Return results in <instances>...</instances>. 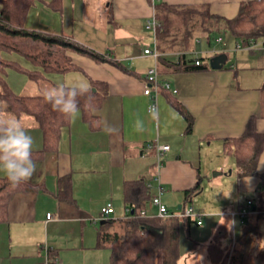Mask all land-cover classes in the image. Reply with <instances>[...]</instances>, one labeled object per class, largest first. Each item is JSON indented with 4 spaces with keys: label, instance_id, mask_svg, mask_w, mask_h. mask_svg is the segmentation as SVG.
Segmentation results:
<instances>
[{
    "label": "crops",
    "instance_id": "obj_1",
    "mask_svg": "<svg viewBox=\"0 0 264 264\" xmlns=\"http://www.w3.org/2000/svg\"><path fill=\"white\" fill-rule=\"evenodd\" d=\"M248 1L251 0H61L59 8L55 9L50 5L52 0L34 2L24 23L27 30L55 36L63 34L122 64L128 72L109 62L97 63L71 54L72 62L81 72L54 74L49 80L26 79L20 84L17 77L23 75L14 71L7 73L10 89L19 96H43L47 88L57 83L90 86V80L105 84L107 94L97 112L100 119L97 131L88 128L81 114L74 121L70 118L68 126L61 131L57 151L33 160L36 171L28 182L39 189L18 193L10 201L7 221L0 223V264H109L108 250L96 248L98 227L104 222L100 220V210L111 204L110 219L127 217L122 197L125 181L139 179L152 186V183L157 185L154 178L158 176L161 184L162 170L163 183L174 186L166 176L172 158L180 160L186 154L192 155L203 150V145L207 149L213 146L225 155L224 140L239 137L251 117L256 118L257 129L264 133V59L256 56L259 54L256 50L236 51L239 43L236 40L234 52L250 56L237 58V62H245L243 72L237 64L226 68L227 56L220 70L158 72L161 82L170 83V96L192 116L191 132H186V121L163 94L159 93L153 100L144 94L149 86L146 71L157 67L159 59L154 61L143 53L150 45L156 49L150 32L152 44L148 35V40L144 35L147 21L154 17L156 3L207 5L211 14L233 19L240 4ZM191 53H185L187 59H192L187 57ZM221 53L212 51L210 56ZM179 56L176 51L159 53V57L172 62H177ZM254 59L261 60V67L249 65ZM153 104L158 108L155 118H151L148 111ZM138 120L143 122L142 131L137 130ZM20 121L34 138L33 152L41 151V131L29 119ZM149 145L151 149H147ZM156 146L168 147L163 156L168 159V165L163 169L162 164L158 171ZM256 173L242 178L236 171L227 173L228 177H234L235 197L233 207L222 213L223 220L213 230L216 245L207 250L213 264H220L225 253L222 238L231 232L235 239L237 226H241L238 221H232L229 214L239 210L247 200L255 202V193L264 177V151ZM4 176L0 172V177ZM63 177L71 179L70 201L58 198V180ZM152 193L151 189L150 195ZM47 214L52 215L49 220ZM202 225L203 222L197 226Z\"/></svg>",
    "mask_w": 264,
    "mask_h": 264
},
{
    "label": "trees",
    "instance_id": "obj_2",
    "mask_svg": "<svg viewBox=\"0 0 264 264\" xmlns=\"http://www.w3.org/2000/svg\"><path fill=\"white\" fill-rule=\"evenodd\" d=\"M36 0H0V110H6L17 118L29 119L42 133L41 151L32 152V159L38 160L45 153L56 152L61 131L67 127L70 118L54 111L43 96H19L9 87L6 76L14 71L30 81L49 80L50 75L81 72L72 62L71 54L89 58L97 63L109 62L124 72L120 63L109 60L106 55L87 49L63 34L55 36L27 30L24 23L30 8ZM61 0H52V7L59 8ZM109 9L111 2L109 1ZM57 5V6H56ZM154 18L159 27L155 33L157 51L180 53L177 62L159 57L157 71L162 73H191L209 70L202 59H187L186 52L196 50L199 40L210 46L213 35L227 31L242 45L250 40H264V0H251L240 4L233 19L210 13L207 5L171 6L164 3L154 5ZM216 56V54H215ZM22 60L23 62H20ZM198 63L196 65L195 63ZM90 91L78 97L82 121L91 131L100 128L98 110L107 94L106 85L90 80ZM168 103L187 123L186 132H191L193 118L186 108L170 96L169 91L160 90ZM264 151V133L257 130L256 118L248 119L242 134L224 140V154L231 155L238 177L255 176L260 155ZM199 178V174L197 175ZM71 179L58 180V198L71 199ZM39 189V186L24 182L13 187L6 176L0 177V223L7 221L8 205L12 198L23 192ZM264 177L255 193V211L244 218V223L231 243L226 247L220 264H264ZM199 185L184 191V202L192 201L198 194ZM122 197L129 214L125 219L105 221L98 227L96 248L109 252V264H178L180 256V228L189 231L196 221L190 217H141L150 199V189L144 180L125 181ZM245 204V203H244ZM243 204V205H244ZM241 208V206H240ZM132 212V214H131ZM195 244L193 243V247ZM191 264H205L195 259Z\"/></svg>",
    "mask_w": 264,
    "mask_h": 264
},
{
    "label": "rangeland",
    "instance_id": "obj_3",
    "mask_svg": "<svg viewBox=\"0 0 264 264\" xmlns=\"http://www.w3.org/2000/svg\"><path fill=\"white\" fill-rule=\"evenodd\" d=\"M144 35H148L151 44L152 39L148 31L144 32ZM213 41L210 46H208L204 40H201L197 45V51L189 54L188 58H200L202 63L209 65V60L211 59L210 53L223 52L229 60L226 64V68L237 64L240 72L244 67L245 62H237L238 57H250L248 54L235 53L234 48L236 45L235 39L227 31H221L218 34L213 35ZM147 39V40H148ZM220 40V42H219ZM153 45L149 46V49H154ZM256 55L259 58L264 59V45L257 48ZM222 54V53H221ZM20 62H23L20 60ZM260 59L252 60L249 65H254L261 67ZM17 83L20 84L21 80L27 81L28 79L23 77H17ZM27 79V80H26ZM203 150L196 151L192 155H184L180 160L175 157L168 161V159H163V169H165L169 162V168L167 170V179L174 182L171 186L163 183V171H160V185L162 187L161 201L162 204L171 212L178 211V206H181L184 202V191L194 187V185H199V192L192 197L190 203H186V207H192L195 213L204 215L202 220L203 225L201 227L192 224L189 231L190 239L187 236L185 228H180V260L178 264H191L195 259H201L205 264H213L209 257L207 256V250L211 246H215L214 241L215 226L217 223L223 220L222 213L227 212V209H231L233 205V200L235 197V185L234 177H228L227 173L229 171H236L234 166L233 157L231 155H222L220 152L216 151V148L209 147L207 149L204 145ZM214 167H220L222 170H215ZM219 168V169H220ZM216 172H221L222 175L213 178V174ZM197 173L199 178H197ZM186 185V186H184ZM157 185L152 183V192L157 193ZM241 198V196H239ZM153 213V212H152ZM260 229H264V222H260ZM239 229V227L237 226ZM238 231V230H237ZM236 231V235H237ZM224 241V248L231 243L228 235L222 238ZM233 241V239H232ZM193 243H196V247H193ZM221 245V242H219Z\"/></svg>",
    "mask_w": 264,
    "mask_h": 264
},
{
    "label": "clouds",
    "instance_id": "obj_4",
    "mask_svg": "<svg viewBox=\"0 0 264 264\" xmlns=\"http://www.w3.org/2000/svg\"><path fill=\"white\" fill-rule=\"evenodd\" d=\"M89 91V86L83 83H57L45 90L43 99L54 111L74 121L80 114L78 97L85 96ZM148 111L151 118L158 114L155 105L150 106ZM136 127L142 131L143 122L138 120ZM257 130L260 131L259 128ZM34 143L33 136L19 118L6 110H0V172L4 173L13 187L30 180L36 171L32 159Z\"/></svg>",
    "mask_w": 264,
    "mask_h": 264
},
{
    "label": "built area",
    "instance_id": "obj_5",
    "mask_svg": "<svg viewBox=\"0 0 264 264\" xmlns=\"http://www.w3.org/2000/svg\"><path fill=\"white\" fill-rule=\"evenodd\" d=\"M159 27L158 22L155 20L154 17L152 19L148 20L146 23V29L150 32L154 39V45H155V33L157 28ZM220 42V40H219ZM261 45H264V40H250L247 44L242 45L241 43H238L236 45L235 50L236 51H245V52H251L253 50H257V48ZM144 55H147L154 59V61H157L159 58V53L156 51L155 47L154 49H146L144 50ZM198 65V63H195ZM145 80L149 84V86L144 90V94L146 96H149L152 100L156 99L157 95L160 93V90L170 91V83L167 81L161 82L159 80V74L157 71V67H153L146 71L145 74ZM173 93H176V91H173ZM154 105V104H153ZM152 146H147V149H151ZM168 151L167 146H156L155 147V155H156V171H158L163 164V156L164 153ZM154 181L157 182V193H152L150 195V199L145 207L144 210L140 212L141 217H160V218H168V217H190L196 221L197 225H201L202 223V215L195 213L194 209L192 207H185L182 211L178 210L177 212H170L161 201V193H162V187L159 184L158 176H155ZM147 187L151 190L152 186L149 184ZM255 202L253 200H247L245 204L237 211L232 212L229 214V217L232 221H238L239 225H243L244 218L248 215H251L255 211ZM254 208V210H253ZM153 212V213H152ZM101 213V221H107L111 218V215L113 214V208L111 204H107L100 210ZM127 213L129 214V210L127 209ZM51 214H47L46 218L49 220L51 218ZM97 222V221H95ZM234 241V239H233Z\"/></svg>",
    "mask_w": 264,
    "mask_h": 264
},
{
    "label": "water",
    "instance_id": "obj_6",
    "mask_svg": "<svg viewBox=\"0 0 264 264\" xmlns=\"http://www.w3.org/2000/svg\"><path fill=\"white\" fill-rule=\"evenodd\" d=\"M226 63V55L225 54H218L216 56H213L210 60H209V68L211 70H220L223 68V66ZM228 174H230V171L228 172ZM222 175L221 172H216L213 174V178ZM181 206H178V210H180ZM254 209V208H253ZM132 214V212H131ZM105 222H101V224H103Z\"/></svg>",
    "mask_w": 264,
    "mask_h": 264
}]
</instances>
